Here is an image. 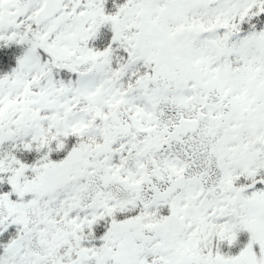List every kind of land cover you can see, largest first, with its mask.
<instances>
[{"label": "snow or ice", "instance_id": "obj_1", "mask_svg": "<svg viewBox=\"0 0 264 264\" xmlns=\"http://www.w3.org/2000/svg\"><path fill=\"white\" fill-rule=\"evenodd\" d=\"M0 264H264V0H0Z\"/></svg>", "mask_w": 264, "mask_h": 264}]
</instances>
